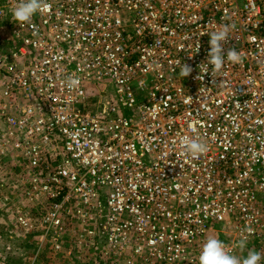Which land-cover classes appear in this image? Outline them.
Returning <instances> with one entry per match:
<instances>
[{"label":"built area","instance_id":"1","mask_svg":"<svg viewBox=\"0 0 264 264\" xmlns=\"http://www.w3.org/2000/svg\"><path fill=\"white\" fill-rule=\"evenodd\" d=\"M19 2L0 0V159L20 173L6 200L41 210L16 206L21 229L101 234L126 264H191L222 227L231 254H264V0H43L23 25Z\"/></svg>","mask_w":264,"mask_h":264},{"label":"rangeland","instance_id":"2","mask_svg":"<svg viewBox=\"0 0 264 264\" xmlns=\"http://www.w3.org/2000/svg\"><path fill=\"white\" fill-rule=\"evenodd\" d=\"M2 7L3 4H0V8ZM112 91V86L108 85L107 92ZM98 99L106 100L104 97H98ZM10 166V162L0 159V264H126L121 259L117 260L112 252L111 255L109 254L110 257L103 255L107 243L100 237L101 234L88 246H81L75 238L71 237V231L68 230L57 241H52V244H49V240H46L44 241L46 244L41 246L42 234L38 226L34 225V229L23 231L16 221V206L19 205L25 211H29L37 223L40 220L39 213L41 210H38V204H33L28 199H26L28 204H11L6 200V197H10L17 202L21 196V193L15 191L17 190V184L20 182L18 175L20 173L17 172L16 176L11 175ZM12 172H14V169ZM45 205L47 210L49 204ZM74 228H77V226H74ZM74 236L76 238L80 237L78 232ZM209 237L218 238L224 244L232 243L227 236L226 229L223 227L219 231L210 232ZM206 240L194 250V262L191 264H198V254ZM234 244H237V242ZM236 247V256L240 258L246 256L250 250L247 248L241 249L238 245ZM138 263L144 264L142 261H138ZM261 264H263L262 261Z\"/></svg>","mask_w":264,"mask_h":264},{"label":"clouds","instance_id":"3","mask_svg":"<svg viewBox=\"0 0 264 264\" xmlns=\"http://www.w3.org/2000/svg\"><path fill=\"white\" fill-rule=\"evenodd\" d=\"M47 7L48 5L44 4L43 0H20L11 10V15L16 23L23 25L30 22L35 14ZM208 34L210 35V51L207 63L215 71H219L225 59L222 42L227 38L228 31L227 28H224ZM227 59L235 62L240 59V56L233 49L227 52ZM184 68L183 75L187 76L190 69L185 66ZM207 72L208 70L206 69L205 73ZM180 144L186 148L187 153L191 154L193 158L208 151L206 144L188 137H181ZM238 247L241 249L245 248L246 240L241 239L238 242ZM262 260H264V254L251 249L243 258L233 255L226 249L224 242L215 237H209L198 254V264H261Z\"/></svg>","mask_w":264,"mask_h":264}]
</instances>
